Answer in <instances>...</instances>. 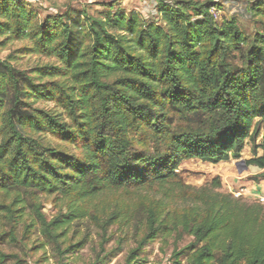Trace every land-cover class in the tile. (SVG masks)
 <instances>
[{"label": "trees", "instance_id": "1", "mask_svg": "<svg viewBox=\"0 0 264 264\" xmlns=\"http://www.w3.org/2000/svg\"><path fill=\"white\" fill-rule=\"evenodd\" d=\"M28 5L0 0V49L23 41L18 52L49 60L29 71L0 58V223L12 239L19 224L27 237L36 226L62 262L87 243L67 241L68 228L90 218L96 264L122 224L135 243L126 264H144L148 244L170 239L176 264H264V204L218 178L186 184L178 170L190 159H240L250 140L245 162L264 179V0L246 5L252 32L219 18L221 0H160L153 20L113 13V2L45 19ZM38 193L66 200V212L49 220ZM20 261L0 249V264Z\"/></svg>", "mask_w": 264, "mask_h": 264}, {"label": "rangeland", "instance_id": "2", "mask_svg": "<svg viewBox=\"0 0 264 264\" xmlns=\"http://www.w3.org/2000/svg\"><path fill=\"white\" fill-rule=\"evenodd\" d=\"M28 6L38 12L42 19L49 15H56L66 12L68 9L80 10L82 8L88 9L93 14H98L99 11L105 10L106 3L113 2L115 8L113 13L125 12H141L148 19L157 18V6L160 0H25ZM167 3L174 2L175 0H163ZM204 1V0H200ZM224 9L217 12L220 19L236 16L240 18L243 27L252 32L255 24L246 10V5L251 4L256 0H221ZM24 44L23 41H11L6 47L0 49V58H7L10 54L13 55V64L21 70H31L36 65L47 63L49 60L42 55L31 52H18ZM39 106L48 107L54 111L63 114V110L58 107L54 102H39ZM263 126L257 136V144L263 143ZM262 150L258 149V154ZM253 157L252 142L246 141L245 148L242 153L241 160ZM235 159H231L227 163H210L204 162L200 159H191L184 161L179 167V174L184 183L202 186L212 183L215 179L222 181V189L229 191L228 186H232L233 190H240L241 186H247L254 175H247L249 168L244 169L240 164L237 166L234 163ZM240 169L242 170L241 172ZM246 175V176H245ZM240 176L242 177L239 180ZM244 181L236 185L235 180ZM244 184V185H243ZM246 184V185H245ZM232 193V192H231ZM124 194V193H122ZM242 195L239 192L234 193ZM21 195L26 201V214L27 218L25 223H32L35 215L33 208L30 204L29 193L21 192ZM37 202L42 205L43 212L46 217L51 220L61 212H66V200L57 198L54 195L36 194ZM250 201H259L264 204V199L254 197L251 194L243 195ZM10 226L6 223H0V249L9 254H15L20 258V264H96L95 258L98 251L101 249V238L99 229L91 222L90 218L75 220L66 233L65 239L67 241H78L82 238L87 239L86 245L81 249L67 254L64 261L58 260V255L54 247L47 241V239L40 234L38 227H31V233L27 237L23 224H19L15 231L16 239L10 236ZM130 231L126 224L112 226L109 230L110 240L105 244V250L102 251L104 259L97 264H126V258L131 248L135 246L133 239L127 233ZM192 238L186 236L185 239L179 243V247L187 244ZM175 245L173 239L167 241L166 246L158 241H154L147 245L145 250L141 252L139 263L144 264H176V260L171 257ZM13 260V259H11ZM182 264L185 260H179ZM11 262V261H9Z\"/></svg>", "mask_w": 264, "mask_h": 264}, {"label": "crops", "instance_id": "3", "mask_svg": "<svg viewBox=\"0 0 264 264\" xmlns=\"http://www.w3.org/2000/svg\"><path fill=\"white\" fill-rule=\"evenodd\" d=\"M231 159H233V158H231ZM247 159H250V158H247ZM247 159H244V160L246 161ZM230 160H228V161H222L220 163H224V162L227 163ZM234 163L237 166L240 165L239 162H238V159H235ZM248 168H249V173L247 175H257V174H259V173H261L263 171L262 169H259V168L255 167V166H248ZM245 169L246 168H244L243 170H245ZM239 172H241V171H239ZM245 176H240L239 177V180L242 177L244 178ZM239 180H235L236 185H238L240 183H244V181H239ZM241 187H243V188H241L238 191V190H233V187L232 186H228L229 191H231L232 193L239 192L240 194L246 195V196L249 195V194H251L252 196H254L256 198L257 197H260V198L264 199V179L263 178L259 179L258 181L252 179L251 182L246 187L245 186H241Z\"/></svg>", "mask_w": 264, "mask_h": 264}, {"label": "water", "instance_id": "4", "mask_svg": "<svg viewBox=\"0 0 264 264\" xmlns=\"http://www.w3.org/2000/svg\"><path fill=\"white\" fill-rule=\"evenodd\" d=\"M239 164H242V165L244 166V168H248V166H247L245 160H241V161L239 162ZM240 171H242V170L240 169Z\"/></svg>", "mask_w": 264, "mask_h": 264}]
</instances>
